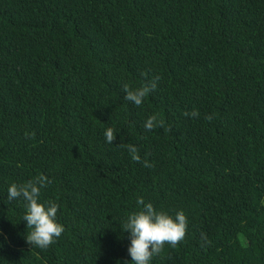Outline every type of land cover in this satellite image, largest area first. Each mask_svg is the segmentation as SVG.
Wrapping results in <instances>:
<instances>
[{
  "label": "trees",
  "instance_id": "16d2710c",
  "mask_svg": "<svg viewBox=\"0 0 264 264\" xmlns=\"http://www.w3.org/2000/svg\"><path fill=\"white\" fill-rule=\"evenodd\" d=\"M41 174L43 250L7 199ZM138 196L187 219L150 264H264V0H0V264H124Z\"/></svg>",
  "mask_w": 264,
  "mask_h": 264
},
{
  "label": "clouds",
  "instance_id": "9594fccd",
  "mask_svg": "<svg viewBox=\"0 0 264 264\" xmlns=\"http://www.w3.org/2000/svg\"><path fill=\"white\" fill-rule=\"evenodd\" d=\"M123 87L125 99L140 106L154 84L134 88L124 84ZM163 123L162 119L152 115L146 119L144 127L151 130L163 126ZM104 136L106 142L111 143L114 139L113 130L106 129ZM129 151L133 160L139 159L135 147H131ZM50 183L51 180L41 174L34 180L19 185L13 182L7 187L9 201L19 199L24 202L21 220L28 229L26 242L41 250L47 249L64 231V226L56 219L59 205L54 201H40L41 190ZM135 203L137 210L130 212L119 224L120 231L126 232L129 239L127 254L130 259L124 261V264H150L152 257L161 251L165 243L175 247L184 238L187 219L182 210H178L174 216L170 215L166 211L155 209L142 196H138Z\"/></svg>",
  "mask_w": 264,
  "mask_h": 264
}]
</instances>
